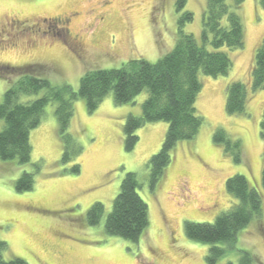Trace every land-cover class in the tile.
Masks as SVG:
<instances>
[{"label": "rangeland", "instance_id": "374dc122", "mask_svg": "<svg viewBox=\"0 0 264 264\" xmlns=\"http://www.w3.org/2000/svg\"><path fill=\"white\" fill-rule=\"evenodd\" d=\"M206 2L187 0L178 10V0H0V67H39L53 84L78 90L88 70L120 68L135 58L155 63L172 51L184 12L193 14L184 31L200 40ZM242 13L244 47L230 52L233 67L227 75H200L203 86L196 106L204 124L193 140L173 148L171 162L154 185L151 158L160 151L169 124L142 126L131 150L124 133L128 117L142 115L148 91L123 105L115 104L110 93L94 112L78 98L65 139L57 105L46 107L41 124L31 132V162L19 165L0 159V242L7 244L5 259L17 257L28 264H244L241 251H247L255 257L252 264H264V90L252 84L256 50L264 40V6L260 0H245ZM56 18L63 22L57 24ZM67 18L73 33L80 34L79 43L68 44L71 49L84 47L77 53L63 41ZM8 75H0V103L15 80ZM232 81L247 88L246 114L226 111ZM218 130L232 142L239 141L241 162L235 160L233 144L215 140ZM65 150L71 159L64 163ZM76 164L80 174L69 172ZM25 172L34 173V187L19 192L16 182ZM129 172L137 175L149 209V226L138 241L105 230L106 216ZM236 174L260 193L261 212L239 232L234 248L218 245L225 253L212 263L211 245L189 239L186 223H214L228 211L235 200L226 182ZM95 202L105 205V214L99 224L91 225L88 211Z\"/></svg>", "mask_w": 264, "mask_h": 264}, {"label": "trees", "instance_id": "16d2710c", "mask_svg": "<svg viewBox=\"0 0 264 264\" xmlns=\"http://www.w3.org/2000/svg\"><path fill=\"white\" fill-rule=\"evenodd\" d=\"M187 0H178V10L184 8ZM264 6V0H260ZM245 0H207L203 12L201 39L184 31L186 22L193 21L190 11L179 19L176 44L172 51L153 63L144 58L128 60L120 68L88 70L81 78L78 90L70 85L57 86L39 67H0V75L14 76L15 80L4 93L0 103V159L15 161L19 165L31 162V132L42 121L45 109L55 103L60 132L63 139L74 116V102L78 98L86 101L89 112H94L110 93L117 105L133 102L137 96L148 91L142 104V115H130L124 126L125 144L128 150L139 142L137 130L148 123L166 122L169 124L163 145L151 158L152 185L163 174L171 162L172 150L181 141L193 140L200 132L204 119L197 109V99L202 90L201 74L218 77L227 75L233 67L230 52L242 49L245 44V24L243 5ZM13 73H10L12 71ZM252 84L255 90H264V40L258 46L252 68ZM43 93L34 100L28 96ZM247 88L240 81H232L227 86L226 111L229 114L248 112ZM261 136L264 139V110L261 118ZM217 142L237 148L236 162H241L239 141L226 138L224 131L215 133ZM71 159L67 150L62 161ZM80 174V165L70 169ZM34 173L25 172L16 182V190L29 191L34 187ZM264 190V167L262 169ZM140 183L134 172L126 174L120 191L116 195L112 210L105 220L107 234L138 241L149 226L148 205L139 193ZM227 192L235 200L228 211L219 215L214 223H186L189 239L211 245L214 263L225 253L218 246L225 243L234 248L239 232L261 212V195L248 179L236 174L227 179ZM105 214V205L95 202L88 211L91 225H97ZM7 244L0 242V264H28L21 258H4ZM244 253V264L255 263V257ZM247 259V260H246ZM246 260V261H245Z\"/></svg>", "mask_w": 264, "mask_h": 264}, {"label": "flooded vegetation", "instance_id": "af4514ba", "mask_svg": "<svg viewBox=\"0 0 264 264\" xmlns=\"http://www.w3.org/2000/svg\"><path fill=\"white\" fill-rule=\"evenodd\" d=\"M104 15L101 16L100 20L101 21H104ZM59 21H62L63 22V18H56V23L59 24ZM69 19H65V23H64V27L62 28L63 31H64V36L60 33L59 31V35L63 36V41L66 43V45H69L68 42L69 40L72 41V42H76V43H79V39H80V34L78 33H73L72 29L70 28L69 26ZM60 29V28H59ZM80 46L79 47H75L76 49H71L70 45L68 46L74 53L78 52L77 50H81L83 49V45L79 44ZM83 47V48H82ZM86 49V48H85Z\"/></svg>", "mask_w": 264, "mask_h": 264}]
</instances>
